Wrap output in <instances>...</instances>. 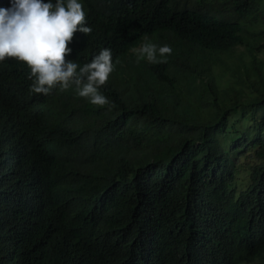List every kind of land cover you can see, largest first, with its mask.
Here are the masks:
<instances>
[{
    "label": "trees",
    "instance_id": "1",
    "mask_svg": "<svg viewBox=\"0 0 264 264\" xmlns=\"http://www.w3.org/2000/svg\"><path fill=\"white\" fill-rule=\"evenodd\" d=\"M79 2L115 107L0 62V264H264V0Z\"/></svg>",
    "mask_w": 264,
    "mask_h": 264
},
{
    "label": "clouds",
    "instance_id": "2",
    "mask_svg": "<svg viewBox=\"0 0 264 264\" xmlns=\"http://www.w3.org/2000/svg\"><path fill=\"white\" fill-rule=\"evenodd\" d=\"M86 15L79 0H11L10 7L0 8V62L14 58L26 64L32 93L47 96L57 87L65 91L74 86L77 95L92 105L115 107L100 92L114 71L111 49H101L83 66L65 59L72 52L74 34L92 32ZM134 51L137 62L146 59L156 64L166 63L173 50L149 41Z\"/></svg>",
    "mask_w": 264,
    "mask_h": 264
},
{
    "label": "rangeland",
    "instance_id": "3",
    "mask_svg": "<svg viewBox=\"0 0 264 264\" xmlns=\"http://www.w3.org/2000/svg\"><path fill=\"white\" fill-rule=\"evenodd\" d=\"M224 141H225V143H230L231 142V139L225 138Z\"/></svg>",
    "mask_w": 264,
    "mask_h": 264
}]
</instances>
